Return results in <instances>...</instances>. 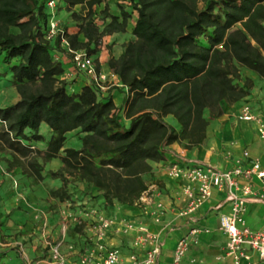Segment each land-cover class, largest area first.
<instances>
[{
    "label": "trees",
    "instance_id": "obj_1",
    "mask_svg": "<svg viewBox=\"0 0 264 264\" xmlns=\"http://www.w3.org/2000/svg\"><path fill=\"white\" fill-rule=\"evenodd\" d=\"M46 1L0 0V77L8 76L19 97L0 107V150L8 155L7 170L18 168L35 183L44 179V164L59 158L60 168L49 174L61 185L49 195L60 202L75 203L77 183L85 182L97 191L78 197L85 205L107 213L114 203L133 206L147 188L144 176L171 143L200 146L209 119L222 114L221 102L250 94V79L239 84L241 69L264 79V0H118L120 17L109 12L107 0H59L78 27L70 34L61 24L63 37L92 55L97 70L102 37L125 31L135 17L133 38L107 61L128 88L126 124L92 84L68 90L57 57L60 36L45 38ZM168 115L179 129L165 121ZM41 124L50 130L47 139ZM73 131L81 134L78 149L64 147Z\"/></svg>",
    "mask_w": 264,
    "mask_h": 264
},
{
    "label": "crops",
    "instance_id": "obj_2",
    "mask_svg": "<svg viewBox=\"0 0 264 264\" xmlns=\"http://www.w3.org/2000/svg\"><path fill=\"white\" fill-rule=\"evenodd\" d=\"M115 2L116 0L114 3L107 0L109 12L120 17ZM57 7L56 18L59 23L66 27L68 33H77V24L70 18L64 5L60 3ZM103 7L104 3L96 7L98 15ZM78 9V6L75 7V10ZM134 19L135 17L125 31L107 34L101 39L102 42L96 57L99 64L98 70L107 76V83L113 80L110 77L111 71L107 61L110 57L116 59L123 49V44L133 38L131 30ZM102 22V20H98L97 23L102 27ZM79 38L83 39L81 35ZM61 50L57 53V57L68 66L70 64L69 56L62 47ZM69 71L70 69L67 72ZM6 77L8 78V76L0 77V107L2 108L14 104L19 98L15 88L7 82ZM61 78L70 82L68 90L71 92H78L85 83H89L88 78L85 77L83 80L81 76L72 75ZM246 78L252 81L250 94L233 104L221 102L222 114L217 118L209 119L206 137L200 146L187 149L177 142L171 143L165 151V159L153 162L151 174L144 176L148 184L155 181L159 185V194L155 200L161 202L164 210L159 222H154L149 215H145L135 205L126 207L114 203L108 213L103 211L113 219L104 241L108 246L117 248L123 258L128 257L132 252L139 251L134 245V240L138 234L139 226L146 225L159 235L161 242L157 264H172L176 241L185 235L191 227H197L199 229L208 228L209 232L200 233L198 244L188 250L181 264H189L192 259L195 260L194 264H231L229 258L216 260V256L224 254L225 236L219 229V216L229 211L228 204L224 202L225 191L214 189L211 197L203 206L190 215L180 216L178 213L185 207L187 199L180 192L181 181L169 177L168 164L173 161H179L186 165L202 162L223 171L229 169L236 159L242 157L244 149L248 150L252 158H258L264 162V140L259 139L255 124L236 119V115L245 101H250L255 107H264V79L254 71L243 68L239 84L242 85ZM101 96L113 101L119 110V118L127 124L128 120L123 111L126 91L119 86H109L101 91ZM164 119L169 125L179 129L174 117L168 115ZM40 133L45 135L46 139L50 136V130L44 124L40 126ZM79 136L81 134L78 131L68 133L64 147L80 148ZM32 144L41 149L45 147L44 142H33ZM5 157H8L6 153ZM60 166L59 158H53L46 162L42 171L44 179L35 183L23 175L20 169L7 170L6 163L0 162L1 262L7 264H49L48 252L43 244L44 235L40 233L38 226L41 222L40 219L45 216L48 220L46 237L53 242L59 240L61 238L60 226L64 218L63 211L71 213L66 217V220L71 223L65 237L66 244L73 242L81 245L87 231L81 225H73L72 214H78V204L81 207L84 205L85 200L81 201L78 198L82 193L86 191L97 193V191L85 182L77 183L76 188L79 193L74 196L76 201L70 209L66 208L64 202L49 195L50 190H55L61 185L60 180L52 178L49 173L58 170ZM256 184L258 188V183ZM83 217L85 218V216ZM244 221L251 230L264 229V202L249 201L244 213ZM62 249L66 250L65 244ZM251 255L253 259H256L254 252ZM71 257L69 264H75L76 255ZM256 264L262 263L256 262Z\"/></svg>",
    "mask_w": 264,
    "mask_h": 264
},
{
    "label": "built area",
    "instance_id": "obj_3",
    "mask_svg": "<svg viewBox=\"0 0 264 264\" xmlns=\"http://www.w3.org/2000/svg\"><path fill=\"white\" fill-rule=\"evenodd\" d=\"M58 2L59 0H47L45 3L49 13L45 38L52 40L60 36V46L69 56L72 65V71H66L64 77L85 75L101 98V91L109 86H119L127 92L128 88L123 86L112 72L110 77L113 80L107 83V76L97 70L94 57L85 49L70 47L63 37L64 27L56 18ZM95 19L98 22L97 17ZM236 119L254 123L259 139L264 140V107H255L250 101H245ZM168 175L172 179L181 181L180 192L187 199L185 207L178 213L180 216L190 215L203 206L214 189L225 191L224 202L228 204L229 211L219 216V229L225 236L224 254L216 256V260L229 258L231 264H256V262L264 264V229L251 230L244 221V213L249 201L264 202V162L258 158H252L248 150L244 149L242 157L236 159L229 169L222 171L202 162L186 165L173 161L168 164ZM158 194L159 185L153 181L147 185L134 204L154 222H159L164 213L161 202L155 200ZM64 203L69 209L73 205L70 201ZM77 208L78 214H72L73 225H81L87 231L86 236L82 237L81 245L65 242L71 224L66 217L71 215L70 212H62L64 218L60 226L61 238L54 242L46 237L47 218L43 216L40 219L38 230L44 235L43 244L48 252L49 264H69L73 255H76L75 264H157L161 242L159 235L146 225L139 226L134 240V245L139 251L132 252L128 257L123 258L117 248L108 246L104 241L113 219L103 211L85 203L82 207L78 204ZM202 232L208 233L209 229L191 227L176 241L172 264H181L188 250L198 244L199 235ZM64 244L65 251L62 249ZM253 252L256 254V259H253L251 255ZM194 263L195 260L192 259L189 264Z\"/></svg>",
    "mask_w": 264,
    "mask_h": 264
},
{
    "label": "rangeland",
    "instance_id": "obj_4",
    "mask_svg": "<svg viewBox=\"0 0 264 264\" xmlns=\"http://www.w3.org/2000/svg\"><path fill=\"white\" fill-rule=\"evenodd\" d=\"M109 1L111 3H114V0H109ZM117 1L118 0H116L115 4H117ZM57 10L58 9H56V14H57ZM98 20L101 21L102 19L100 18ZM108 49H109V47H108ZM110 50H111V47H110ZM63 65L65 66L66 71H68L69 69H70V71H72V65H71V63L68 66H66L65 63H63ZM81 77H82L83 80L85 79V75L82 74ZM4 157H5V152H3L2 150H0V162L3 163V164L5 163Z\"/></svg>",
    "mask_w": 264,
    "mask_h": 264
}]
</instances>
